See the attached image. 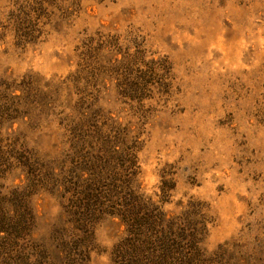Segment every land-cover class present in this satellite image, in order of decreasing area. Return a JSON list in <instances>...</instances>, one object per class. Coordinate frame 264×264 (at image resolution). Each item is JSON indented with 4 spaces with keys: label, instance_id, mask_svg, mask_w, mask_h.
<instances>
[{
    "label": "rangeland",
    "instance_id": "rangeland-1",
    "mask_svg": "<svg viewBox=\"0 0 264 264\" xmlns=\"http://www.w3.org/2000/svg\"><path fill=\"white\" fill-rule=\"evenodd\" d=\"M131 190L264 264V0H0V264H116Z\"/></svg>",
    "mask_w": 264,
    "mask_h": 264
},
{
    "label": "trees",
    "instance_id": "trees-1",
    "mask_svg": "<svg viewBox=\"0 0 264 264\" xmlns=\"http://www.w3.org/2000/svg\"><path fill=\"white\" fill-rule=\"evenodd\" d=\"M110 215L120 217L126 228L114 254L116 264H202V216L194 207L183 218L167 219L131 190L118 198Z\"/></svg>",
    "mask_w": 264,
    "mask_h": 264
}]
</instances>
